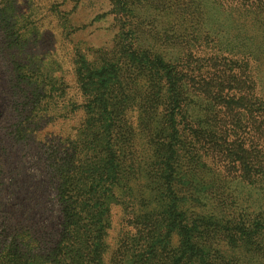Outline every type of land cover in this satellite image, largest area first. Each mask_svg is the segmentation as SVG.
<instances>
[{"label": "trees", "instance_id": "1", "mask_svg": "<svg viewBox=\"0 0 264 264\" xmlns=\"http://www.w3.org/2000/svg\"><path fill=\"white\" fill-rule=\"evenodd\" d=\"M45 1L66 37L79 28ZM105 1L113 42L73 51L68 84L23 51L45 6L0 0L15 92L9 114L0 99V264H264V0ZM77 113L40 153L57 213L41 229L12 211L6 156Z\"/></svg>", "mask_w": 264, "mask_h": 264}, {"label": "rangeland", "instance_id": "2", "mask_svg": "<svg viewBox=\"0 0 264 264\" xmlns=\"http://www.w3.org/2000/svg\"><path fill=\"white\" fill-rule=\"evenodd\" d=\"M33 1L42 8L45 6L39 11V17H42V27L39 37H36V40H31L23 51L31 56L58 60L65 67L64 77L67 83L71 84L73 76L67 72H70L69 56L73 55V51L82 50L88 46H108L113 42L115 28L112 26L111 16L105 14L98 18V15L105 13L109 6L105 0H65L61 6L62 10L68 14L70 24L74 29L79 27L66 37L55 15L47 7L49 2ZM25 3L26 0H19L20 11H24ZM8 59L7 53L0 51V99H4L3 107L7 114L10 113L7 105L15 95V92L10 88ZM75 91H77L75 85L67 87V94L72 95L76 93ZM79 119L80 115L77 113L71 116L69 121L45 123L35 131L32 130L26 134L25 140L10 149L9 155L6 156L9 177L11 170L13 171V178H9L6 183V185L11 184L6 187V192L13 206L12 211L23 217L28 216L41 229L49 226L57 213H55L53 203V190L50 186L43 185L46 178L42 174L40 153L43 146L49 141L71 133ZM9 123L5 122L2 125L7 127ZM5 130L7 129L4 128L2 132ZM38 187L41 188V191H37Z\"/></svg>", "mask_w": 264, "mask_h": 264}]
</instances>
